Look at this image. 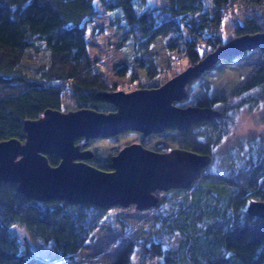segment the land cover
Masks as SVG:
<instances>
[{"label":"trees","instance_id":"trees-1","mask_svg":"<svg viewBox=\"0 0 264 264\" xmlns=\"http://www.w3.org/2000/svg\"><path fill=\"white\" fill-rule=\"evenodd\" d=\"M229 1L167 0V6L152 7L147 0H99L102 10L123 13L124 30L134 47L133 66L114 64L112 70L119 76L129 74L138 87H152L176 50H186L190 65L227 39L264 33L261 0H237L245 5L218 14ZM211 10L214 18L204 20L210 36L202 44L190 43L185 21ZM98 13L94 0H0V142L10 138L24 142L26 120L41 117L46 109L69 111L67 103L72 110H115L97 93L118 89V83L98 69L99 59L90 53L86 39L87 25ZM223 29L229 32L227 39ZM255 51L261 59L228 95L202 97L193 104L215 109L221 102L220 116L201 121L187 132L166 133L175 137L170 139L179 148L213 156L189 188L164 191L152 207L159 210L151 228H157L159 237L178 235V243L131 240L110 264H133L139 245L161 264H264V216L246 211L250 200L264 201V139L251 140L245 151V147H228L217 152L213 147L232 121L233 110L264 100V46ZM234 61L235 57L224 59L226 64ZM134 66L143 71L137 72ZM142 81L149 82L143 85ZM203 86L209 88L206 82ZM254 88L261 89L259 96L250 93ZM157 147L169 145L158 141ZM58 160L48 156L50 165ZM225 163L230 173L224 172ZM92 165L106 169L99 163ZM107 209L60 199H26L15 183L0 182V264H55L56 259L71 257L85 245ZM13 227L25 231L37 249L49 254L39 255L26 241L22 243L11 232ZM44 246L53 249L52 258V251ZM143 254L138 264L145 263Z\"/></svg>","mask_w":264,"mask_h":264},{"label":"water","instance_id":"water-1","mask_svg":"<svg viewBox=\"0 0 264 264\" xmlns=\"http://www.w3.org/2000/svg\"><path fill=\"white\" fill-rule=\"evenodd\" d=\"M262 46L264 33L237 36L159 86L98 92V97L115 107L109 113L86 107L66 112L46 109L41 117L24 122V142L15 138L0 142V182L15 183L26 199L38 201L60 199L102 208L155 206V192L189 188L209 166L211 155L179 147L157 152L135 142L119 149L111 156L109 170H103L83 161L91 157V151L80 150L76 138L89 141L127 131L144 135L164 129L187 132L201 121L212 120L220 116L219 110L175 103L187 96L190 82L219 60ZM50 154L60 157L59 164H49ZM246 211L264 216V201L250 200ZM11 232L39 255L49 254L37 249L25 231L13 227Z\"/></svg>","mask_w":264,"mask_h":264},{"label":"rangeland","instance_id":"rangeland-1","mask_svg":"<svg viewBox=\"0 0 264 264\" xmlns=\"http://www.w3.org/2000/svg\"><path fill=\"white\" fill-rule=\"evenodd\" d=\"M94 4L99 10V13L93 18V21L87 25L86 39L90 53L99 59L97 65L98 69L104 71V74L110 77L112 82L117 81L119 86L118 89L126 91L129 87L137 88L139 82H131L129 74L119 76L112 70L114 64H131V57L134 56L133 43L131 38H129V34L124 30L125 26L121 18H124L123 13L118 9L102 10L99 0H94ZM147 4L152 7H164L167 6V0H147ZM228 10L225 8L224 10H217V12L222 15L225 12H231ZM231 18H233L232 15L228 17V21L231 20ZM186 26H188L187 23ZM228 33L227 29H223V39L229 37ZM231 39H233V37L226 41L228 42ZM255 50L256 49L248 50L245 51L247 52L245 54H243V52L235 56V61L233 63L226 64L227 62H224V60H219L212 69H209L207 72L203 73L201 77L192 81L191 84H188L189 86H186L187 96L179 101V103L181 102L180 105H193L198 99L206 96H213L215 94L228 95L230 90L233 89L248 74L254 64L261 59V55ZM131 65L133 66V64ZM101 66H103V68ZM179 66H181V69ZM187 66V59L184 56L183 58L181 57L178 63H174L173 66L170 67L167 75L162 72L156 77V86L163 84ZM135 70L140 73L143 71L137 67H135ZM148 82L149 81H142L140 83L145 85L148 84ZM205 82L209 85V88L206 90H204L206 87L203 86ZM250 93H255L256 96H259L261 89L254 88ZM237 101L239 100H233V102ZM67 104L66 110H72V108H74L72 107L73 105ZM222 107L223 103H216L215 109L219 110V108ZM230 119L232 121H229L228 125L224 128V132L221 133L219 139L214 142V151H224L234 144L241 143L242 145L248 136H252L253 139L261 137L259 136V132H262V135H264V100H261L258 104H241L236 110L232 111ZM166 135V137L163 135H156V137H153L152 140L149 139L145 144L149 147L155 140L166 142L171 149L178 148L179 146L176 147L174 145V142L171 141L168 134ZM135 142L141 143L140 136L135 132L128 131L112 137L95 139L89 142L88 148L96 149L97 160H101L104 163L105 161H109V157L111 158V156L116 154L123 146ZM247 148L248 147H245L243 150L245 151ZM224 162H226V160ZM228 168L230 169V166L225 163L223 166L224 172L230 173ZM164 194L165 192L163 191L155 192L158 200L161 199ZM158 210L159 209H153L152 207L148 209H138L135 205H130L128 207H108L106 216L79 252L68 258L56 259L54 263L110 264L120 248L131 240L139 243L145 239H147V242L152 239H162L167 245H176L179 240L178 235L171 236L166 234V236L159 237L156 231L157 228H151L152 222L154 221L153 215L158 214ZM43 248H48L52 251L50 254L52 258L53 249L48 246H44ZM141 254L144 256V264H161L158 259L150 258L149 254L141 245L136 247L134 255L132 256L133 264L139 263Z\"/></svg>","mask_w":264,"mask_h":264},{"label":"flooded vegetation","instance_id":"flooded-vegetation-1","mask_svg":"<svg viewBox=\"0 0 264 264\" xmlns=\"http://www.w3.org/2000/svg\"><path fill=\"white\" fill-rule=\"evenodd\" d=\"M168 130H176V129H164L163 131H161V132H156V133H151V134H149V135H144V134H142V133H140V132H135V133H137L139 136H140V142H141V144L143 145V146H145V148H148V149H151V150H153V151H157V152H168V150L170 151V147H164V149H162L161 147H157V142L158 141H153V143L151 144V146H146V142L149 140V139H151L152 140V138L153 137H156V135H163L164 137H166L167 135H166V133H167V131ZM178 131V130H177ZM248 131H249V129H248ZM263 131V130H262ZM128 132V131H127ZM264 132V131H263ZM124 133H126V132H124ZM123 134V133H122ZM263 133L261 132H259V136H261V137H257V139H264V135H262ZM169 137L170 138H172V139H174L175 137L174 136H170L169 135ZM80 140V141H82L81 143H76V141L77 140ZM251 140H254L253 138H252V136H248L247 137V139L245 140V142H244V144H242L241 145V143L240 144H234L233 146H229V147H249V145H250V142H251ZM89 142H90V140L89 141H86L84 138H82V137H78V138H76V140H75V143L76 144H78L80 147H79V149L80 150H83V151H85V150H90L91 151V157L90 158H88V159H84L83 161H85V162H87V163H90V164H93V163H99L101 166H103L104 168H106V169H104V170H109V164H110V161H111V158L109 157V161H105L104 163L100 160H97V153H96V149H90V148H88V144H89ZM176 147L178 146V145H175ZM48 156H50V157H54V156H56L57 158H59V162H60V157L58 156V155H56V154H50V155H47V158H48ZM213 161V160H212ZM211 161V162H212ZM59 164V163H58Z\"/></svg>","mask_w":264,"mask_h":264},{"label":"built area","instance_id":"built-area-1","mask_svg":"<svg viewBox=\"0 0 264 264\" xmlns=\"http://www.w3.org/2000/svg\"><path fill=\"white\" fill-rule=\"evenodd\" d=\"M261 2H262L263 9H264V0H261ZM243 5H245L243 1L231 0L228 3H226V6L224 8H222V9L224 10L226 8L228 10L229 8L230 9H232V8H241ZM218 10H220V9H218ZM213 16H214V11L211 10L210 12H207V13H204V14L200 13V14L196 15L193 19L186 20V23H187V25L189 27L188 30H187V33H188V38H189L190 43H193L195 45H199V44H202L206 40V38H196L195 37L196 33H195V31H194V29L192 27V22L193 21H197V20H203V21L205 20V21H207L209 19H213L214 18ZM208 36H210V32H209ZM173 54H174V57H173L172 61L170 62L169 68L166 69V71H169L170 67L173 66L174 63H178L179 62V60L181 59L182 55L184 54V51H180V52L174 51ZM173 68H175V67H173ZM127 89L129 90L130 87L127 88ZM65 91H66V89H65Z\"/></svg>","mask_w":264,"mask_h":264},{"label":"bare ground","instance_id":"bare-ground-1","mask_svg":"<svg viewBox=\"0 0 264 264\" xmlns=\"http://www.w3.org/2000/svg\"><path fill=\"white\" fill-rule=\"evenodd\" d=\"M192 27H193V29H194V31H195V33H196V38H207L208 37V34H209V29L207 28V26H206V24L204 23V21L203 20H197V21H193L192 22ZM189 28V27H188ZM186 35H187V37H188V33H187V30H186ZM189 39V38H188ZM177 52H180V51H184V54L182 55V57L184 56L185 57V55H186V50H176ZM173 57H174V54H173ZM172 57V58H173ZM222 60H224V59H222ZM172 61V59L170 60V62ZM218 63V62H217ZM216 63V64H217ZM215 64V65H216ZM169 65H170V63H169ZM169 65L162 71L163 73H166V75H167V73L169 72V71H166V69H168L169 68ZM214 65V66H215ZM208 71V70H207ZM132 89H134V88H130V90H132ZM110 137H112V136H110ZM100 138H102V137H100ZM98 139V138H97ZM93 140H95V139H93ZM91 141V140H90Z\"/></svg>","mask_w":264,"mask_h":264},{"label":"clouds","instance_id":"clouds-1","mask_svg":"<svg viewBox=\"0 0 264 264\" xmlns=\"http://www.w3.org/2000/svg\"><path fill=\"white\" fill-rule=\"evenodd\" d=\"M98 67V66H97ZM100 67V66H99ZM102 67V66H101ZM103 68V67H102ZM138 88V87H137Z\"/></svg>","mask_w":264,"mask_h":264}]
</instances>
